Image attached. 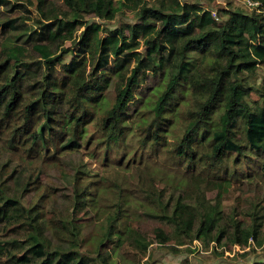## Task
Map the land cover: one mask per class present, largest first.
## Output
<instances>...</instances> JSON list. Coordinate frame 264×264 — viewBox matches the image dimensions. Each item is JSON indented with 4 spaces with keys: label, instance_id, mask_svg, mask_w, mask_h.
I'll list each match as a JSON object with an SVG mask.
<instances>
[{
    "label": "trees",
    "instance_id": "16d2710c",
    "mask_svg": "<svg viewBox=\"0 0 264 264\" xmlns=\"http://www.w3.org/2000/svg\"><path fill=\"white\" fill-rule=\"evenodd\" d=\"M214 1L62 0L59 10L37 0L41 27L23 42L34 62L10 43L14 20L0 19V225L27 231L3 233L0 264H136L128 253L170 241L264 245V0H242L257 4L251 11L227 2L213 14L202 4ZM127 11L132 22L117 28L96 22ZM33 66L40 75L30 82ZM157 72L159 84L130 113ZM80 151L103 170L72 178L74 239L64 242L38 177ZM12 161L21 170L8 172ZM247 190L248 204L238 197L226 215L224 197ZM145 221L156 224L149 235L133 227Z\"/></svg>",
    "mask_w": 264,
    "mask_h": 264
},
{
    "label": "rangeland",
    "instance_id": "374dc122",
    "mask_svg": "<svg viewBox=\"0 0 264 264\" xmlns=\"http://www.w3.org/2000/svg\"><path fill=\"white\" fill-rule=\"evenodd\" d=\"M3 4H0V19H10L14 20L15 30L10 33V43L21 44L27 49V59L29 62H34L37 60V55L31 51V46L26 41L23 42L34 32L39 31L41 24L39 23V16L36 12L35 5L37 0H2ZM48 3L57 7L59 10H66L62 0H47ZM227 2L235 7H243L248 9V6H245L242 0H215L211 4H202L203 7L209 9L213 14L218 9H223L226 6ZM251 11V9L249 10ZM91 18V17H90ZM89 18V20H90ZM96 21V19H95ZM101 24H105L110 29L117 28L124 23L132 22V13L127 11L124 14H119L114 21L105 23L104 21L97 20ZM65 48L70 47V44L66 42L64 44ZM77 49H75L76 51ZM58 51V49H57ZM72 59V56L68 55L65 59L66 62ZM30 82H34L39 78V71L36 66L31 68L30 72ZM161 72L157 74H149L145 84L136 92L135 100L132 105H129L128 110L130 113H133L139 104V100L144 97L147 92L153 87L157 86L161 79ZM260 79L263 76L261 71L258 72ZM54 75L60 76V69H56ZM105 95L111 100L115 95V84L112 83L110 88L105 92ZM254 97V95H252ZM5 160V161H4ZM3 162H7L6 159H3ZM13 167L20 169L19 163L12 161V164L9 165V171ZM86 172L88 174H96L102 172V166L100 163L94 161L86 152H73L64 155L60 162L54 167L45 170L39 177L38 182H40L42 189L38 190L40 194L43 190L46 191V194L50 196L51 204L47 207L50 211L47 213V217H54L57 220L58 226H60L59 236L64 242H71L74 237L71 235L72 230L69 227L67 222L70 218L71 213V181L77 171ZM33 175V178H35ZM28 177V173L26 175ZM7 176H5L6 178ZM130 186L135 182V177L132 174H128ZM3 178L2 180H5ZM32 178V179H33ZM5 186V185H4ZM7 190L10 191V194L19 196L21 194V189L17 186L13 180H10L6 184ZM133 188V187H132ZM135 196H139V192L135 189L132 191ZM247 190L244 192H235L232 191L224 197V207L223 211L227 215L229 208L236 205V198L241 197V202L248 204L246 201L249 200L251 194ZM32 194H27L24 199L25 204L30 201ZM235 197V198H234ZM245 206V204H244ZM243 206V207H244ZM86 219L83 218L82 221ZM81 221V222H82ZM20 222H15L14 225L9 227L8 231H3V226L0 225V237L3 233H8L9 237L23 239L26 231V227L21 225ZM156 224L151 221L138 222L133 224L134 228H137L139 231L150 234L153 227ZM91 227H87L83 233L85 236H89ZM262 236H264V228L262 229ZM54 242L57 240L54 238ZM253 247V245H251ZM106 248H109L107 246ZM173 248L174 250H172ZM251 249H254L252 252ZM130 256L129 259L134 260L137 264V261L142 264L146 260H149L151 264H248L254 259L259 261H264V245L255 248H248L245 251H241L235 247H217L214 243H210L209 247L205 249L202 244L193 241V242H183L181 245H177L174 241L168 242L166 245H160L158 243H153L149 246L146 254L135 255V253H128Z\"/></svg>",
    "mask_w": 264,
    "mask_h": 264
},
{
    "label": "built area",
    "instance_id": "2783aa9c",
    "mask_svg": "<svg viewBox=\"0 0 264 264\" xmlns=\"http://www.w3.org/2000/svg\"><path fill=\"white\" fill-rule=\"evenodd\" d=\"M245 3H246V5H247L248 7H250V8H253V7H255V6L257 5L256 3H251V2H249V1H246ZM249 244H250V245H253L252 240L249 241ZM235 248H237V249H239V250H241V251H245V250H247L249 247H246V248H240V247L236 246ZM258 262L264 263V261H258Z\"/></svg>",
    "mask_w": 264,
    "mask_h": 264
}]
</instances>
